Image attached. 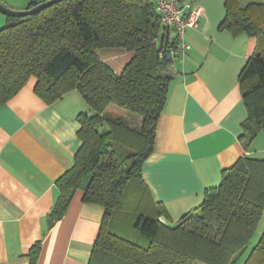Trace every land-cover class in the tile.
I'll return each instance as SVG.
<instances>
[{"label": "trees", "instance_id": "trees-1", "mask_svg": "<svg viewBox=\"0 0 264 264\" xmlns=\"http://www.w3.org/2000/svg\"><path fill=\"white\" fill-rule=\"evenodd\" d=\"M156 3L63 0L34 15L7 17L0 29V104L32 77L35 94L46 104L74 90L88 104L90 112L77 118L81 146L73 166L56 182L60 196L48 223L52 227L63 218L77 190L84 191V203L101 206L89 264H237L263 214V159L241 157L223 171L218 187L205 191L203 203L176 223L143 180L172 82L173 60L167 53L179 54L175 32L161 35ZM224 4L219 30L256 37L263 45L264 4ZM109 48L133 55L120 73L97 55ZM238 82L248 114L240 140L249 150L264 131L263 51L248 59ZM111 106L125 115L111 112ZM40 247L32 248L30 264L36 263ZM244 264H264V232Z\"/></svg>", "mask_w": 264, "mask_h": 264}, {"label": "crops", "instance_id": "crops-1", "mask_svg": "<svg viewBox=\"0 0 264 264\" xmlns=\"http://www.w3.org/2000/svg\"><path fill=\"white\" fill-rule=\"evenodd\" d=\"M44 1L0 0L16 10ZM181 1L201 9L199 25L185 31L190 46L185 56L172 58V82L154 152L142 171L154 201L165 207L172 223L197 209L205 191L218 187L223 171L241 157L264 160V133L254 141V150L240 140L248 114L238 82L248 59L264 52V43L219 30L224 0ZM97 55L117 73L133 56L117 48L100 49ZM36 81L32 77L0 104V264H30L37 243L35 264H89L104 209L84 203V191L77 190L61 220L49 227L48 217L60 196L56 182L73 166L81 146L78 115L90 109L76 90L46 104L34 92Z\"/></svg>", "mask_w": 264, "mask_h": 264}, {"label": "built area", "instance_id": "built-area-1", "mask_svg": "<svg viewBox=\"0 0 264 264\" xmlns=\"http://www.w3.org/2000/svg\"><path fill=\"white\" fill-rule=\"evenodd\" d=\"M156 8L162 17L161 35L166 37L169 30L174 31L178 53L185 56L190 49L184 40L185 31L198 28L201 9L193 3H184L181 0H157Z\"/></svg>", "mask_w": 264, "mask_h": 264}, {"label": "water", "instance_id": "water-1", "mask_svg": "<svg viewBox=\"0 0 264 264\" xmlns=\"http://www.w3.org/2000/svg\"><path fill=\"white\" fill-rule=\"evenodd\" d=\"M60 1H63V0H48L46 2L37 4L36 6L29 8V9H25V10H14L0 2V13L5 15L6 17L21 18V17L37 14L38 12H41L42 10L50 7L52 4H55ZM167 55H168V59L171 60L172 55H171L170 50L168 51ZM161 221L167 226H170V225L173 226L164 217L161 218Z\"/></svg>", "mask_w": 264, "mask_h": 264}, {"label": "rangeland", "instance_id": "rangeland-1", "mask_svg": "<svg viewBox=\"0 0 264 264\" xmlns=\"http://www.w3.org/2000/svg\"><path fill=\"white\" fill-rule=\"evenodd\" d=\"M46 1H48V0H46ZM46 1H44V2H46ZM42 3V2H41ZM37 4H40V3H32L31 5H29V6H36ZM242 4H243V2H242ZM11 8V7H10ZM13 9V8H12ZM14 10H16V9H14ZM0 15H2L1 17H5V18H7L5 15H3V14H1L0 13ZM6 26V24H5V22H0V29L1 28H3V27H5ZM171 35H173V32L171 33ZM172 38H173V36H172ZM111 112H114V111H119V113L121 114V115H125V110H123V109H120V108H117V107H114V106H111V108L109 109ZM261 133H264V131H262ZM260 133V134H261ZM255 147H256V145L254 146V144H252V146H251V149L252 150H254L255 149ZM263 232H264V209H263V214H262V217H261V220H260V222H259V225H258V228H257V231H256V233H255V235L252 237V239H251V241H250V243H249V245H248V248H247V250H246V252L244 253V255L240 258V260H239V262L237 263V264H244V262H245V259L247 258V256L249 255V253H250V251L258 244V242H259V240H260V238H261V236H262V234H263ZM195 264H204V263H201V262H197V263H195Z\"/></svg>", "mask_w": 264, "mask_h": 264}]
</instances>
